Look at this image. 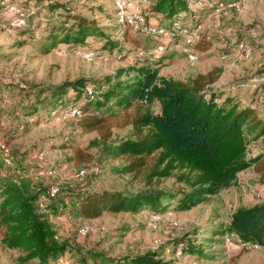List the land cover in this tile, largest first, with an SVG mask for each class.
I'll return each mask as SVG.
<instances>
[{"label":"trees","instance_id":"trees-1","mask_svg":"<svg viewBox=\"0 0 264 264\" xmlns=\"http://www.w3.org/2000/svg\"><path fill=\"white\" fill-rule=\"evenodd\" d=\"M15 1L0 0V7L7 13L8 6H17V16L24 18L25 25L13 28L40 33V53L44 55L60 45L84 47L90 39L100 53L113 54L121 49L95 20L56 1L46 2L44 16L39 12L43 5L40 0H22L27 9ZM209 1L215 5L232 0ZM198 5L199 0H157L152 3L151 16L165 17L169 26L157 25L165 28H171L181 16L200 23L203 9ZM11 23L10 16L7 25L12 28ZM211 45L201 37L196 52H206ZM222 74V69L215 68L181 81L161 76L159 69L149 64L134 62L100 85L79 80L23 90V114L35 124L40 122L39 109L47 115L64 116L70 109L79 108L83 117L72 121L79 122L86 132H98L105 158L123 161L113 172L131 176L143 189L136 193L60 190L50 198V187L34 183L36 169L25 171V176L0 171V240L7 249L20 254L15 264H59L73 251L67 242L59 240L51 222L52 217L70 210L68 207L77 219L143 211L159 215L174 204L180 211H190L233 188L248 169H254L264 186V152L249 156L252 144L264 140V110L258 105L260 100L264 106V93L260 94L264 78L256 84L251 104L244 105L242 90L235 85L233 90L214 88ZM4 126L1 118L0 134L6 130ZM115 129L128 130V137L115 139ZM167 180L181 188H162ZM223 229L220 233L224 238L234 234L243 245L264 247V205L239 208ZM202 251L191 243L181 249L182 254L199 256ZM88 259L92 264H170L157 254L113 260L95 252H87L77 264H87Z\"/></svg>","mask_w":264,"mask_h":264},{"label":"rangeland","instance_id":"rangeland-1","mask_svg":"<svg viewBox=\"0 0 264 264\" xmlns=\"http://www.w3.org/2000/svg\"><path fill=\"white\" fill-rule=\"evenodd\" d=\"M47 1L40 0L42 16L46 13ZM52 1L95 20L121 49H116L113 54L109 51L100 53L96 42L90 39L84 47L60 45L44 55L40 53L42 35L28 28L8 27L7 20L11 16L13 25V16L0 7V117L6 128L0 134V171L11 172L14 176H25L24 172L30 169H36V175L39 170L45 171L34 180L37 185L91 193H136L143 189L131 176L113 172L123 161L105 158L98 132H86L79 122L54 113L47 115L42 109H39V124L26 117L23 114L26 103L23 90L72 84L79 80L100 85L119 70L140 62L158 68L165 78L181 81L215 68L222 69L223 74L214 88L233 90L235 85L242 90V101L247 105L255 96L256 84L264 78V0H242L240 10L218 12L212 2L209 7L198 5L203 9L200 23L181 16L178 21L191 31L200 28L201 37L212 42L208 51L197 50L198 61L195 63L189 62L181 38L171 44L165 55H159L156 48L161 40L121 26L111 0ZM15 2L29 8L22 0ZM150 22L170 24L159 15L151 16ZM242 43L252 49L250 59L242 55ZM138 48L146 54H140ZM88 53H94V57L87 58ZM239 83L243 86L238 87ZM259 103L260 109L264 110L263 103L260 100ZM155 110L159 111L157 107ZM126 137L128 130H114L115 139ZM263 152L264 140H260L252 144L249 156L253 158ZM41 153H44L42 158L39 157ZM82 171L86 174L84 178L79 176ZM259 178L254 169H248L240 174L233 188L190 211H180L174 204L159 215L143 211L136 215L103 213L96 219H77L68 207L70 210L51 218L59 240L67 242L73 249L59 264L80 263L87 252L113 260L157 254L159 259L170 264H264V247L243 245L236 239L228 248L224 244L225 235L220 233L239 208L264 205V186ZM162 188L174 191L181 187L173 180H167ZM84 228L88 233L81 235L79 230ZM189 243L203 249V254L179 256L177 252L183 244L188 246ZM19 255L17 251L7 249L0 240V264H15ZM92 263L93 260L88 259L87 264Z\"/></svg>","mask_w":264,"mask_h":264},{"label":"built area","instance_id":"built-area-1","mask_svg":"<svg viewBox=\"0 0 264 264\" xmlns=\"http://www.w3.org/2000/svg\"><path fill=\"white\" fill-rule=\"evenodd\" d=\"M10 0H5L9 3ZM113 7L116 11L117 18L121 26L130 29L135 33H144L147 37L152 39H159L161 43L157 46L156 50L159 55L165 54L170 48L171 44L175 39L183 40V51L186 54L189 62L195 63L198 61V53L194 50V46L201 40L200 28L195 31H191V28L183 25L180 21L173 24L171 28L160 27L153 25L150 22L152 3L149 0H111ZM199 5L209 7L211 3L209 0H199ZM242 6V0H232L230 2L220 1L215 4L214 9L218 12L221 10H240ZM9 15L15 16L13 19L12 26H23L25 25V20L22 17H18L17 6H8ZM240 50L242 55L250 59L253 52L252 49L245 46L244 43L240 44ZM140 54L144 55L146 52L139 48L137 49ZM86 57L91 59L94 57V53L86 54ZM83 113L79 108H72L67 111L63 118L68 120L81 119ZM44 153L39 154V157H43ZM45 171L39 170L37 176H43ZM85 171H82L79 176L80 178L85 177ZM60 192V188L53 185L49 188L48 194L50 198H55ZM79 233L81 235H86L88 233L87 229H80ZM238 237L234 234L228 235L224 238V244L229 248L231 247ZM239 240V239H238ZM179 256L182 252H177Z\"/></svg>","mask_w":264,"mask_h":264}]
</instances>
